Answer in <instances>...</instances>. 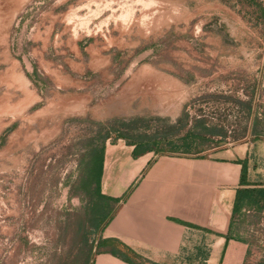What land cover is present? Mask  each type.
<instances>
[{
    "label": "rangeland",
    "instance_id": "rangeland-1",
    "mask_svg": "<svg viewBox=\"0 0 264 264\" xmlns=\"http://www.w3.org/2000/svg\"><path fill=\"white\" fill-rule=\"evenodd\" d=\"M9 3L25 5V12L12 30L11 63L0 57V264H92L96 213L111 214L115 206L84 191L91 153L108 128L131 118L132 108L149 118L133 135L161 131L164 125L151 120L155 110L144 105L168 101L172 76L177 103L185 97L179 83L194 85L192 110L224 133L223 140L190 146L188 156L233 143L245 127L264 120V70H253L248 60L239 64L235 50L216 55L214 35L222 26L238 39L240 26L230 24L235 13L247 17L248 32L257 27L252 10L238 0ZM152 44L160 47L147 51ZM121 102L131 103L127 116ZM199 123L180 136L199 132ZM112 143L126 140L113 133L106 145ZM171 147L160 143L164 154ZM260 219L245 218L241 229L250 233ZM245 237L264 244L262 233Z\"/></svg>",
    "mask_w": 264,
    "mask_h": 264
},
{
    "label": "crops",
    "instance_id": "crops-1",
    "mask_svg": "<svg viewBox=\"0 0 264 264\" xmlns=\"http://www.w3.org/2000/svg\"><path fill=\"white\" fill-rule=\"evenodd\" d=\"M238 3L240 8L252 10L257 27L248 32L247 17L234 12L230 24L240 26L238 39L231 40L222 26L214 35L216 55L220 50H235L239 64L248 60L253 70H264V3ZM24 12L25 5L20 7L9 0L0 4V57L6 56L7 63H11L9 54L15 53L12 30ZM159 47L152 44L147 51ZM175 79H168L172 80V89L167 102L144 105L155 110L153 119L177 122L188 114L190 126L194 121L204 126L194 133L204 135L209 144L210 137L223 140L224 133L211 128L206 115L192 110L194 85L178 82L185 97L177 103ZM127 86L125 83L123 88ZM130 106L129 102L120 103L123 116L128 115ZM130 112V119H149L133 108ZM216 144L218 147L202 151V156L150 152L139 157L133 156L134 146L127 142L106 145L102 193L116 202L110 203L114 210L99 231L92 264H264L263 242L258 241L257 246L245 237L259 235L251 228L257 223L251 224L249 233L241 229V222L233 220L243 171L247 170L250 187L264 188V120L245 127L233 143Z\"/></svg>",
    "mask_w": 264,
    "mask_h": 264
},
{
    "label": "trees",
    "instance_id": "trees-1",
    "mask_svg": "<svg viewBox=\"0 0 264 264\" xmlns=\"http://www.w3.org/2000/svg\"><path fill=\"white\" fill-rule=\"evenodd\" d=\"M151 120L164 125L161 131L155 132L154 135L147 133H140V135L136 136L133 135L134 132H137V127L139 124H146L149 121V119L146 118L121 120L119 127L108 128V132L102 138L101 147L97 146L93 149V152L91 153V156L89 158V162L86 165V176L83 185L84 191L86 193L94 195L98 197L97 199L107 201L108 203L116 202L115 199L110 198L102 193V179L104 172L106 144L110 139V134L116 133L119 139H125L128 145L134 146V157H139L150 152H155L157 155H166L177 154L178 152L182 151L184 152V154L188 155L191 154V143H198L200 141L204 143L207 141V138L201 133H191V131L185 136H180V134L189 124L188 114H183V116L175 124H171L169 123V121L163 119ZM204 132L206 133L205 130ZM159 138L161 139L159 140ZM164 141L169 142L172 146L171 150L165 154L162 153L160 149V143ZM178 143L182 144V147L180 146L178 148L176 146V144ZM241 181L243 187H241L237 192L233 220L245 218L246 214L244 213V209H254L257 215L261 214L264 211V188L250 187L251 184H249V182L247 181L246 169L243 171ZM96 215L98 217L101 216V221L96 223V229L97 231H100L109 220L110 213L106 212L105 208L103 212L98 211Z\"/></svg>",
    "mask_w": 264,
    "mask_h": 264
},
{
    "label": "built area",
    "instance_id": "built-area-1",
    "mask_svg": "<svg viewBox=\"0 0 264 264\" xmlns=\"http://www.w3.org/2000/svg\"><path fill=\"white\" fill-rule=\"evenodd\" d=\"M215 147H218V146L216 145ZM244 213L246 214V217H245L246 219H248L249 217H253V216H259L261 218L260 223L258 222L259 224L258 223H257L258 225L256 224L257 229H255V226L254 227L252 226L253 228L252 230H254L255 232H258V234L262 233V235H264V211L261 214L257 215L254 209H244ZM245 218L239 219L238 221L242 223Z\"/></svg>",
    "mask_w": 264,
    "mask_h": 264
}]
</instances>
